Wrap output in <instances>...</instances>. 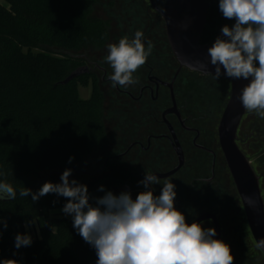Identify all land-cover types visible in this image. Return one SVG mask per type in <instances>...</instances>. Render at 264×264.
Returning a JSON list of instances; mask_svg holds the SVG:
<instances>
[{
    "label": "trees",
    "instance_id": "obj_1",
    "mask_svg": "<svg viewBox=\"0 0 264 264\" xmlns=\"http://www.w3.org/2000/svg\"><path fill=\"white\" fill-rule=\"evenodd\" d=\"M2 1L0 173L3 175H0V181L11 183L17 190V196L14 200H0V261L13 259L19 264H96L95 249L77 233L72 219L53 222L55 231L44 228L39 239L19 249L15 247L18 233L14 227L35 217H43L49 210L67 203L66 198L57 194L45 195L34 202L31 195L20 197L21 188L37 192L45 183L42 175L46 171L77 170L106 146L101 109L103 94L94 88L89 99L79 98L76 84L86 86L87 75L67 85H60L71 71L82 67L83 61L55 55L53 50L78 53L102 48L109 39L108 25L92 17L97 0ZM218 5L219 0H212V10L215 9L213 19L217 20L220 19L217 16ZM227 20L223 17L220 25H226ZM221 35L220 30L218 36ZM238 131L237 142L241 144V150L245 155L256 158L264 198V119L255 113L248 116L246 112ZM253 135L257 140L250 141ZM246 141L250 149L248 153L244 147ZM70 157L73 158L71 162ZM140 181L138 173L133 170L118 171L95 180L87 186L90 203L95 204L94 198L102 197L113 186L143 189ZM47 182H52V179ZM101 186L104 191L99 190ZM225 215L224 242L230 247L236 246L234 241L240 237L244 246V235L234 220L235 215L231 209ZM4 222L7 223L6 229ZM243 246H239L238 251L231 248L233 256H237L233 264L258 262L255 255L246 253ZM246 257L249 259L245 260ZM258 259H264V256Z\"/></svg>",
    "mask_w": 264,
    "mask_h": 264
},
{
    "label": "flooded vegetation",
    "instance_id": "obj_2",
    "mask_svg": "<svg viewBox=\"0 0 264 264\" xmlns=\"http://www.w3.org/2000/svg\"><path fill=\"white\" fill-rule=\"evenodd\" d=\"M166 1L128 0L122 5V10L129 14H126L129 28L120 38L125 35L133 38L140 30L145 45L149 40L154 45L147 62L134 73L139 78L138 84L113 87L107 78L112 69L105 59L82 58V66L88 69V81L99 78L112 119L119 126L112 151H106V140L105 148L86 164L91 165L92 171L82 174L97 176L96 180L127 170L136 171L140 180L146 172L164 176L160 179L168 178L176 186L174 206L184 213L186 222L190 224L201 215H213L220 229L219 239L224 241L225 212L231 209L238 222L239 212L243 211L234 185V193L228 185V170L217 132L229 99L230 83L222 77L216 80L213 75L179 67L167 43L164 20L156 10H161ZM212 9L211 0L200 44L212 45L210 39L222 29L219 7L218 20L213 19L215 9ZM124 187L129 186H121ZM151 187L154 195H159L163 186ZM140 192L142 189L130 188V193ZM200 223L206 229L214 228L211 219Z\"/></svg>",
    "mask_w": 264,
    "mask_h": 264
},
{
    "label": "clouds",
    "instance_id": "obj_3",
    "mask_svg": "<svg viewBox=\"0 0 264 264\" xmlns=\"http://www.w3.org/2000/svg\"><path fill=\"white\" fill-rule=\"evenodd\" d=\"M218 7L225 19H234L235 23L231 27L224 25L222 35L207 50L208 63L215 69L214 79L225 75L249 80L238 99L247 112L264 119V0H219ZM153 48L150 40L145 45L140 30L133 38L125 35L118 43L108 44L104 59L112 69L107 77L112 86L138 84L134 73L147 62ZM197 63L200 70L208 72V63ZM71 173L66 169L60 183L45 182L37 192L21 188L19 195H31L34 202L48 194L66 198L62 212L72 216L77 233L95 249L96 264H233L231 247L215 238V228L206 229L195 221L188 224L184 213L174 206L177 193L172 180L146 172L139 182L145 190L135 199L129 191L119 195L106 191L102 197L94 198L93 204L88 187L70 180ZM157 184L163 187L159 195H154L151 186ZM99 190L104 191L103 186ZM16 196L11 183L0 181V200H14ZM248 204L254 207L255 200L249 197ZM3 227L7 228L6 222ZM31 244L30 235L15 236L17 249ZM256 246L264 248V239ZM0 264L19 262L4 259Z\"/></svg>",
    "mask_w": 264,
    "mask_h": 264
},
{
    "label": "water",
    "instance_id": "obj_4",
    "mask_svg": "<svg viewBox=\"0 0 264 264\" xmlns=\"http://www.w3.org/2000/svg\"><path fill=\"white\" fill-rule=\"evenodd\" d=\"M210 2L211 0H167L161 10L155 7L164 20L167 43L179 67L187 68L190 71L202 75L215 74L214 66L208 63L210 57L207 56V50L212 45L200 44ZM54 54L73 59L80 58V56H73L69 52L64 51H57ZM198 61L208 63L206 70L208 72L199 69ZM221 71L223 73V68ZM87 73V67H78L71 71L60 82V85H67L69 82ZM221 77L229 81L230 95L218 124V141L227 170L241 201L247 227L254 243L257 245L260 239H264V198L261 195L259 177L255 174L251 163L236 143L237 131L246 113L238 97L243 86L250 81L231 79L225 75H221ZM78 173L82 172L74 171L71 173L70 178ZM158 177L161 178L164 176ZM111 191L120 194L122 191L130 192V188H112ZM249 197L255 200L254 207L248 204ZM207 219L213 220L216 230L215 238L219 239L220 229L213 215H201L195 222H201ZM258 249L264 254V248Z\"/></svg>",
    "mask_w": 264,
    "mask_h": 264
},
{
    "label": "rangeland",
    "instance_id": "obj_5",
    "mask_svg": "<svg viewBox=\"0 0 264 264\" xmlns=\"http://www.w3.org/2000/svg\"><path fill=\"white\" fill-rule=\"evenodd\" d=\"M124 1H128V0H97V3L93 6L92 17H94L98 20H101V21L107 23V25H108L109 39H108V42L105 44L104 47L99 48V49L94 48V49H91V50L86 51V52H78V53H70L69 52V53L73 56H80V59H82L83 57L86 56V57L91 58V59L95 58V60H98V61H100V60L104 61V58L107 55L108 44L117 43L118 40L120 39V36H122L129 28L127 26L128 22H126V19H127L126 14H128V13L125 12L124 10H122V5H123ZM0 3L3 4V1L0 0ZM226 22L228 23V24L226 23V25L231 27L232 25H234L235 20L234 19L233 20H227ZM215 38L213 37V39H215ZM57 51H60V50H53V53L57 52ZM60 52H62V51H60ZM64 52H66V51H64ZM94 80H95V82H93V80L91 82L88 81V84H86V86H82L81 83L76 84L78 96L80 99H82V100L89 99L92 95L94 88H98L99 91L102 93L103 89L100 87L99 78H96ZM101 109H102V126H103V130H104V133L106 136L107 145H108L107 146L108 149H106V151H108V150L112 151V148L114 147V143L117 141L118 134L116 132V129L119 126H118L117 122H115V119H112V113L110 110V106H109L106 98H104V96H103ZM253 114L254 113L248 112V116H252ZM244 118H245V115L242 119H244ZM248 118H250V117H248ZM238 132H237V137H238ZM251 139L257 140V137L255 135H253L252 138H249L250 141H252ZM241 143H242V141H241ZM240 145L241 144L240 143L238 144V142H237V146L241 150ZM244 147L246 148L247 153L250 152V149L248 148L249 146H247V141L244 143ZM249 155H245V156L247 157V159L251 163V166H252L255 174L257 176H259L260 173H259V168H258L257 163H256V158L253 156L251 157ZM99 166H100V164L98 166H96V168H94V169H97ZM91 169H93L91 167V165L90 166L84 165L83 167H80L77 170H73L72 173L74 171L91 172L92 171ZM64 171L65 170H61V169H53V170L46 171L42 175L43 182H47V180L52 179L53 183H60L61 182L60 177ZM96 178H97V176L89 177V176L83 175L82 173H78V174L74 175L72 178H70V180L75 179L78 183L88 186L93 181H95ZM226 178L228 181V185L230 187V191L232 193H234V188L232 186L233 182H232L231 176H230L228 171L226 173ZM261 181L262 180L259 178L260 188H261ZM116 187L121 188L120 185H118ZM143 190H145V189L143 188L142 191ZM137 194L138 193H131L133 199H135ZM62 208L63 207H57V208L51 209L47 212V214L45 216L35 217L30 221H26L20 225H17L14 227V230L20 234L30 235L32 237V240L39 239L42 229L48 228L51 231H55V228L52 227L53 222L61 220V219H72V216L66 215L62 212ZM237 219H238V226L240 227V229L244 235L243 239H244L245 249L247 250L246 253H249V255H253V256L255 255L256 261H258V262H255V264H264V259H258V258L264 256V254L260 253V250L258 249V247L256 246V244L254 243V241L252 239V236H251L250 231L247 227L245 219L243 218L242 209L239 212ZM239 238L240 237H236V240L234 241V243H237V245L231 246L232 249L233 248L237 249V251H238L239 246H243L241 243V240ZM235 253L238 254L237 252H235ZM236 257L237 256L235 255L234 258H236ZM248 259L249 258L246 257L245 260H248Z\"/></svg>",
    "mask_w": 264,
    "mask_h": 264
}]
</instances>
